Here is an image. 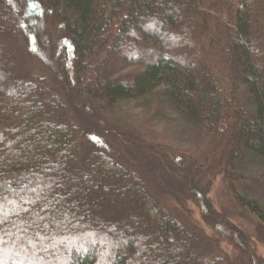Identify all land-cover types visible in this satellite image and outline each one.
Masks as SVG:
<instances>
[{
	"label": "trees",
	"instance_id": "1",
	"mask_svg": "<svg viewBox=\"0 0 264 264\" xmlns=\"http://www.w3.org/2000/svg\"><path fill=\"white\" fill-rule=\"evenodd\" d=\"M29 1L64 33L77 99L113 108L162 85V100L191 131L197 128L201 149L213 148L176 162L139 144L133 151L154 161L147 168L153 183L123 180L118 173L129 171L126 166L80 141L58 93L44 77L19 78L16 52L7 50L0 55V264H228L214 250L213 244L221 248L218 240L203 235L193 218L163 211L155 197L168 193L155 183L168 187L180 206L196 197L214 226L207 193L194 183L213 173L206 160L216 152L213 175L232 177L227 187L237 210L264 228V208L250 195L264 187V0ZM5 2L0 0V54L26 38L19 15ZM33 22L28 29L40 31ZM130 67L135 71L123 73ZM18 86L35 91L26 103L12 90ZM241 88L239 104L234 97ZM52 102L61 104L54 108ZM159 102H153L154 116ZM21 103L29 115L11 123L7 113H23ZM16 144L21 161L12 158ZM245 162L255 173L244 170ZM177 165L188 193L167 176L155 179L165 169L172 175ZM193 174L192 184L186 177ZM87 175L94 183L84 188ZM24 182L36 198L18 188ZM78 184L83 188L76 194Z\"/></svg>",
	"mask_w": 264,
	"mask_h": 264
},
{
	"label": "rangeland",
	"instance_id": "2",
	"mask_svg": "<svg viewBox=\"0 0 264 264\" xmlns=\"http://www.w3.org/2000/svg\"><path fill=\"white\" fill-rule=\"evenodd\" d=\"M29 2V0H7V2H5V4L11 6L14 13L19 15L17 18L18 25L27 31L25 30L26 38L23 35V41H20V43H11V45L6 46L0 55L3 58L5 52L9 49L16 52V57L18 58L16 62V75L19 78L22 79L24 78L23 76H29L36 78L44 77L46 79L52 89L58 93L63 105L67 108V114L71 116L70 119L74 122L80 133V141L83 139L84 142L87 141L86 146L106 151L110 156L114 155L115 157L113 156L114 158H112V161L119 162L121 165L124 164L126 166V169L129 171L124 170L118 173L121 179L133 182L138 178V181L146 183L145 185L149 184V182L153 183L154 177L147 171V168L148 166L150 167L154 161L138 150L137 152L133 151L132 147H137L139 144L155 150L157 156L160 155L162 157L167 153L176 162H178V160L182 162V159L188 156L192 158L198 157L199 150L207 154L213 148V145H207L203 150L201 149L200 142L203 140H201V137L198 135L197 128L191 131L188 126L180 120L179 115L168 108L162 100V93L164 90L162 85L157 87L152 95H147L141 100L121 101L113 108H104L102 105L92 104L85 99H77L70 74L69 57H71V50L67 42L63 40V38H65L63 37L64 33H62L63 31L60 32L59 25L58 28L55 27L51 24V20L46 19L42 13L39 11L34 12V6L31 7ZM28 14L30 17H28ZM48 18L50 17L48 16ZM33 20L36 21L33 22L34 25L37 22L40 24V31L35 30V28L34 30L28 29L30 22ZM34 25L33 27H35ZM98 58L101 59V56ZM130 71L133 72L135 69L130 67L125 69L123 73ZM111 78L112 75H109V79ZM219 86L224 87V84H219ZM227 88L232 90L230 86ZM12 90L16 93L17 100L20 102L25 100V103L26 100L29 101L30 96L35 93L33 89L19 86ZM225 91L228 92L229 90ZM237 91L240 92V96L237 99L235 95L234 100L236 103L240 104L243 88ZM233 92L235 93V91ZM159 100L160 102L157 104L156 108V113H158V115L154 116L152 114V105L153 102H158ZM52 103L54 108L60 106V102ZM73 103H76V105L80 107V110L76 109ZM21 106L22 107H20L18 111L23 113L19 115L16 111L12 112V114L9 112L7 113L8 117L10 116L11 123L13 121L18 123L20 115L23 117L29 115L28 109L25 108L26 106H23L22 103ZM82 108L83 110L80 112ZM111 141H113V143ZM18 146L19 145L16 144L15 149H11V154L12 158L16 161H21L24 153L20 152V155L17 154L16 149H18ZM82 149H84L83 145ZM217 159L216 152L209 156L206 160V164L209 162L207 166L209 169H212L209 173H213L207 176L198 175L202 176L203 179L200 178L198 184L194 183V174L186 177L189 182H193L194 185H199L200 188H203L204 195L207 193L210 211L208 214H211L212 218H215L216 222L214 221V226L206 222V219L210 218L203 214V211L200 209L201 206L199 205L200 201L196 200V197L185 198L186 207L180 206L170 194L168 187L167 190H164L163 183L157 181L155 184L162 187V191L168 194L167 196L161 194V196L155 198H157V200L159 199L161 204L165 205L166 210L163 211L168 215H170L169 212H171L175 214V216H182L183 219L186 220H188L186 218L187 216L188 218H193L197 223L196 225L203 231V235L207 238L217 239L221 248L213 244L214 250L218 256L224 255L220 258L229 259L228 264H264V228L254 217L242 215L237 210L231 200V195L227 187V184H229L230 181L232 182V177L230 180H225L221 175H213L217 173L215 170L219 169L216 167ZM92 161L96 162V164L99 163L97 158L92 159ZM158 162L159 160L157 159V163ZM196 163L200 165L198 162ZM134 165L137 169L134 168ZM178 165L174 166L176 170L172 169V175L169 173L168 169H165L163 174H156L155 179H162V177L167 176L168 180L171 178L176 185L181 186L182 189H185L186 193H188L190 192L189 187L181 183L183 174ZM243 168L250 174L256 171L252 163L249 164L245 162ZM113 170L115 171L114 168ZM116 173L115 171L114 174L117 175ZM241 173H237L236 176H240ZM211 175L213 176L210 177ZM208 177H210L211 180H209ZM88 178L87 175L86 182H83L84 188L94 183V181H88ZM106 186H108V184ZM146 187L148 188V186ZM9 188L17 189L12 186ZM18 188L22 190L25 188L24 193H28L29 190H32L31 196L36 198V194L33 192V189H30L27 182L19 185ZM72 188L76 189L75 193L77 194L82 192L83 187L78 184ZM111 190L113 192H118L117 188ZM250 195H255L254 198L256 199V203L264 208L263 186L256 187ZM151 210L156 217H161L163 213L160 208L153 207ZM193 219L192 221H194ZM219 220L221 222H219ZM225 228L236 236L231 235ZM241 237L243 238L244 246H242V242L240 241ZM243 249L247 254L245 251H241Z\"/></svg>",
	"mask_w": 264,
	"mask_h": 264
}]
</instances>
